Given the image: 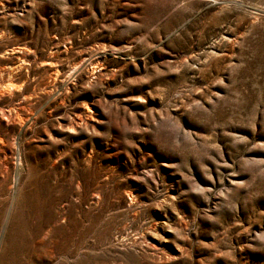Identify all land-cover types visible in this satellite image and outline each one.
<instances>
[{
  "label": "rangeland",
  "instance_id": "374dc122",
  "mask_svg": "<svg viewBox=\"0 0 264 264\" xmlns=\"http://www.w3.org/2000/svg\"><path fill=\"white\" fill-rule=\"evenodd\" d=\"M0 264H264V0H0Z\"/></svg>",
  "mask_w": 264,
  "mask_h": 264
}]
</instances>
